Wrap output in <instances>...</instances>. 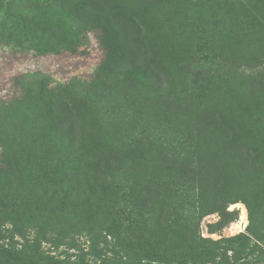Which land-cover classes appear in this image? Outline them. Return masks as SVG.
I'll list each match as a JSON object with an SVG mask.
<instances>
[{"label":"trees","instance_id":"obj_1","mask_svg":"<svg viewBox=\"0 0 264 264\" xmlns=\"http://www.w3.org/2000/svg\"><path fill=\"white\" fill-rule=\"evenodd\" d=\"M191 1L196 9L190 5V12L196 15L193 20L187 16L184 19L186 26H191L190 39L200 34L196 39L205 47V52L225 56L214 58L217 62L206 75L196 74L195 80L202 81V89L210 90L212 85L218 89L229 85L242 89L245 84L249 89L251 84L257 90L264 87V58H260L264 57V0ZM149 2L167 9L168 13L184 2L186 5L187 1ZM124 17L128 18L122 14ZM36 35L39 36L38 31ZM127 59L103 58L87 92L65 85L56 90H24L19 97L0 101V239L9 241L0 247V264H71L41 250L42 242L49 241L48 233H53V243L61 245L64 238L74 237L81 231L91 235L99 226L118 240L121 249L127 244L134 245L128 233L136 227L133 226L135 218L123 219L118 215L122 213L115 210L121 199V190L111 179V173L116 170L133 175L130 179L135 182L130 185L133 192L122 197H134L135 203L132 200L131 206L139 202L146 208L147 218L141 225L150 237L152 249H141L138 240L139 245H134L136 252L130 249L126 256L105 258L100 264H137L141 259L171 262L179 259L177 253L181 247L194 249L202 242H209L197 236L191 216L181 215L189 205L194 207V201V211L199 217L217 212L221 217L220 226L232 219L233 212L227 210V205L233 199L234 187L239 186L236 178L240 171L236 163L243 160L237 141L244 134L241 141L244 144L248 136L252 140L261 137L264 128L247 121L235 125L225 115V109L214 108L200 115L197 122L183 115V120L171 125V131L178 134L173 135L167 128L168 132L156 133L158 137L155 134L147 141L139 138L141 154L134 152L130 136L126 138L120 135V130L117 132L125 129L127 120L112 123L109 128L106 119L102 122L100 117L101 112L105 117L109 111L103 110L104 98L108 97L110 103L124 98L136 81L141 82L142 88L151 89L152 95L159 94L150 84L149 74L156 62L145 59L143 66L148 74L141 81L136 79L137 74H132L133 70L118 68V72L114 68L118 60ZM157 59L161 62V58ZM163 59L168 64L172 61V58ZM228 60L229 69L225 70L224 62ZM241 65H262L263 74L246 82L238 71ZM240 77L243 80L236 79ZM150 93L145 99L152 97ZM98 100L105 106L101 107ZM110 111L114 113L113 108ZM189 131L196 133L178 137ZM184 176L196 177V184L191 186L196 189L180 190ZM139 178L147 181L145 189L138 190ZM98 187L100 191H96ZM187 195L191 197L185 201ZM149 214L153 217L148 223ZM30 230L35 232L31 239L26 234ZM152 235L156 239L154 243ZM158 236H162L163 242L157 240ZM16 237L23 240L19 247ZM162 245L172 248L161 254L158 249ZM202 246L205 251L199 253L203 254L204 261H213L218 243L210 249L207 243Z\"/></svg>","mask_w":264,"mask_h":264},{"label":"rangeland","instance_id":"obj_2","mask_svg":"<svg viewBox=\"0 0 264 264\" xmlns=\"http://www.w3.org/2000/svg\"><path fill=\"white\" fill-rule=\"evenodd\" d=\"M186 1V5L184 2L167 13V9L157 4L153 6L149 0H0V101L19 97L24 90H56L65 85L87 92L95 81L103 58L130 59L129 63L118 60L114 68L118 72V68L129 72L133 70L132 74H137L136 79L142 81L148 74L143 66L144 61L151 58V63H156L155 69L149 73L150 77L155 78L151 77L150 84L159 94L153 92L155 95H152L151 89L142 88L141 82L136 81L135 86L129 88L134 91L128 92L124 98L114 103H110L108 97L104 98L106 108L103 110L109 111L105 117L103 112L100 115L102 122L106 119L109 128L112 123L127 120L128 124L123 126L125 129H118L117 132L120 130V135L126 138L130 136L134 152L141 154L139 138L147 141L150 136L154 138L156 133L168 132L167 128L173 135L178 134L171 131V125L183 120V115L187 114L197 122L200 115H206L214 108L225 109V115L235 125L247 121L250 125L260 124L264 128L263 86L257 90L252 84L250 89L246 84L242 85V89L232 85L218 89L212 85L209 90L202 89V81L195 80L198 72L206 75L209 69H213L217 62L214 58L225 56L216 57L205 52V47L196 39L200 34L190 39L191 26H186L184 19L186 16L194 19L196 14L190 12L189 7L196 9V5L191 0ZM122 14L128 18H122ZM36 31L39 36L44 33L43 36H37ZM224 44L227 45V42ZM157 58H161V62ZM163 58H172V61L168 64ZM224 63V67L227 64L225 70L229 69V60ZM262 67L241 65L238 71L246 82H251L253 77L263 74ZM148 93L152 97L145 99ZM158 96L162 97L159 99ZM148 98H151L150 101ZM100 104L101 107L105 106ZM157 106L158 109H154ZM195 133L189 131L178 137L186 138ZM243 137L237 141L238 152L243 158L236 163L240 171L236 178L239 186L234 187L233 199L227 205V210L233 212L232 219L220 226L221 217L217 212L199 217L194 211V201V207L189 205L181 215L191 216L197 236L209 242L199 241L201 246L194 249L181 247L180 253H177L179 259L174 258L171 262L141 259L137 264H264V129L261 137L256 136L252 140L248 136L245 144L241 143ZM132 176L118 170L111 173L114 185L121 190V199L115 210L122 213L118 215L123 219L130 216L135 218L133 226L136 227L128 233L134 245H139L136 244L139 240L141 249H152L150 237L141 225L143 219L147 218L144 214L146 208L139 202V205L131 206L132 200L135 203L134 197H122L133 192L130 188L131 183H135L130 181ZM196 180V177L188 179L184 176L180 190L190 192L196 189L191 187ZM137 183L144 186L137 184L138 190L147 186V181L140 178ZM96 191H100V187ZM190 197L187 195L185 201ZM240 206L246 212L245 223L242 229L232 231V225L239 221ZM149 215L148 223L153 217V214ZM97 228L91 235L81 231L74 237H66L61 245L53 243L51 237L54 235L48 233L49 241L42 242L41 250L71 264H100V260L102 262L105 258L124 257L130 249L136 252L134 245L127 244L121 249L113 235L106 234V230L99 226ZM26 234L31 239L35 232L30 230ZM161 239L162 236L157 237L159 242H163ZM16 240L19 247L23 240L19 237ZM151 240L152 243L156 241L154 235ZM8 242V239H0V247ZM206 243L209 249L218 243L213 261H204L203 254L199 253L205 251L202 245ZM171 248V245H162L158 250L162 254ZM176 248L174 245L173 250Z\"/></svg>","mask_w":264,"mask_h":264},{"label":"bare ground","instance_id":"obj_3","mask_svg":"<svg viewBox=\"0 0 264 264\" xmlns=\"http://www.w3.org/2000/svg\"><path fill=\"white\" fill-rule=\"evenodd\" d=\"M240 217H239V221L235 224L232 225L231 229L233 228L234 230L232 231H238L240 229H242V224L245 223V218H246V212H245V209L244 207H241L240 206ZM247 221V220H246Z\"/></svg>","mask_w":264,"mask_h":264}]
</instances>
